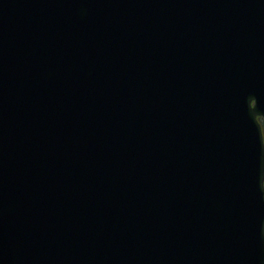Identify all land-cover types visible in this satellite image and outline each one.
I'll return each instance as SVG.
<instances>
[{"label": "water", "instance_id": "1", "mask_svg": "<svg viewBox=\"0 0 264 264\" xmlns=\"http://www.w3.org/2000/svg\"><path fill=\"white\" fill-rule=\"evenodd\" d=\"M264 0H0V264H264Z\"/></svg>", "mask_w": 264, "mask_h": 264}]
</instances>
